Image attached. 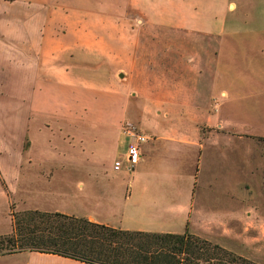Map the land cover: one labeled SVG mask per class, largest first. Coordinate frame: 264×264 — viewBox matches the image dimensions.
Listing matches in <instances>:
<instances>
[{"label": "crops", "instance_id": "0c3cea01", "mask_svg": "<svg viewBox=\"0 0 264 264\" xmlns=\"http://www.w3.org/2000/svg\"><path fill=\"white\" fill-rule=\"evenodd\" d=\"M123 124L149 139L114 170ZM256 137L264 0H0V235L14 204L123 230L221 232L264 264V197L247 196L248 174L264 187L261 154L248 170ZM0 264L90 263L20 251Z\"/></svg>", "mask_w": 264, "mask_h": 264}, {"label": "trees", "instance_id": "16d2710c", "mask_svg": "<svg viewBox=\"0 0 264 264\" xmlns=\"http://www.w3.org/2000/svg\"><path fill=\"white\" fill-rule=\"evenodd\" d=\"M10 209L12 230L0 235V255L49 252L90 264H260L187 229L123 230L61 212Z\"/></svg>", "mask_w": 264, "mask_h": 264}, {"label": "rangeland", "instance_id": "374dc122", "mask_svg": "<svg viewBox=\"0 0 264 264\" xmlns=\"http://www.w3.org/2000/svg\"><path fill=\"white\" fill-rule=\"evenodd\" d=\"M247 152H248V159H247L248 160V170L250 168L252 170H254L255 166L258 165V163L260 161L258 159V153L262 155L261 160L263 163V177H264V139L260 140V139L254 138V139H252V141L248 140L247 141ZM152 171H154V170H151V168H149L147 172L150 173ZM121 172H123V171L121 170ZM124 175L126 176V180L127 179L128 180H136L137 179V181H140V178H138V177L135 179V177H136L135 172H132V173L126 172V173H124ZM147 179H150V178L147 177ZM248 179L251 180L248 182V185H250V188L248 189V194H247L248 198H263L264 197V187L259 186V178H257L255 176V172L252 175L248 174ZM169 184H171V183H169ZM263 184H264V182H263ZM169 186H173V185H169ZM165 191H168V194L171 195L175 192V189L173 187H167V189L164 190V192ZM202 194H204V193H202ZM203 197H204V199L207 198V196L205 194L203 195ZM12 206H13V212L27 210V209H23V206H21V205L20 206L22 208H17V209L14 208L15 207L14 204H12ZM3 224H5V228H7V226L9 225L8 219L4 220ZM176 229H179V228H176ZM196 235H198V234H196ZM209 235L210 236H201V235H199V236L207 238L208 240H210L214 243H218V244L226 247L227 249H229V247L225 246V244H224L225 240H224L221 232H210ZM227 244H229V242H227ZM237 244H239V243L237 242ZM232 247L236 248V249H240L242 251V252L236 251V253L241 254L243 256L247 255V254H244L245 252H243L244 251L243 248H239L238 246H233V245H232ZM229 250H231V249H229ZM231 251H234V250H231Z\"/></svg>", "mask_w": 264, "mask_h": 264}, {"label": "built area", "instance_id": "2783aa9c", "mask_svg": "<svg viewBox=\"0 0 264 264\" xmlns=\"http://www.w3.org/2000/svg\"><path fill=\"white\" fill-rule=\"evenodd\" d=\"M121 129L123 133L129 136L130 141L123 158H117L114 161V170H120L124 165L127 169H131L135 164H137L140 160L141 146L149 139L148 135L138 131L130 124H123Z\"/></svg>", "mask_w": 264, "mask_h": 264}]
</instances>
